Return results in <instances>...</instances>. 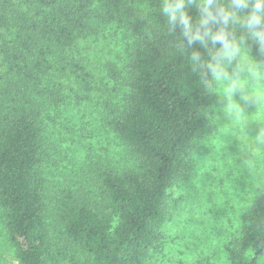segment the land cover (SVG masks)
Segmentation results:
<instances>
[{"label": "trees", "instance_id": "1", "mask_svg": "<svg viewBox=\"0 0 264 264\" xmlns=\"http://www.w3.org/2000/svg\"><path fill=\"white\" fill-rule=\"evenodd\" d=\"M92 3L0 0V55L9 75L0 84V205L19 264H86L76 250L88 255V264H157L168 191L188 178L197 141L216 130V74L206 79L202 68L214 67L211 57L222 45H189L160 13L134 30L128 92L109 121L133 166L99 168L91 187H50L55 150L47 99L59 96L63 77H89L72 51L89 30ZM186 10L194 23L197 11ZM211 27L225 30L229 41L246 35L222 21ZM246 46L264 66V49L251 41ZM230 261L264 264V188L232 243Z\"/></svg>", "mask_w": 264, "mask_h": 264}, {"label": "rangeland", "instance_id": "2", "mask_svg": "<svg viewBox=\"0 0 264 264\" xmlns=\"http://www.w3.org/2000/svg\"><path fill=\"white\" fill-rule=\"evenodd\" d=\"M162 4L163 0H93L90 5L89 30L72 51L89 77H63L56 85L59 96L47 99L55 150L48 169L53 190L91 187L99 168L133 166L134 158L109 121L128 92L135 31L156 21ZM239 59L235 72L233 61L221 74L231 76L241 94L232 95L229 81L216 78L211 108L215 133L197 141L188 178L168 191V221L157 264H231L232 243L264 188V79L249 49L241 46ZM245 63L251 71L236 79ZM8 78L0 55V84L5 86ZM75 254L88 264L86 253ZM0 264H19L1 205Z\"/></svg>", "mask_w": 264, "mask_h": 264}, {"label": "clouds", "instance_id": "3", "mask_svg": "<svg viewBox=\"0 0 264 264\" xmlns=\"http://www.w3.org/2000/svg\"><path fill=\"white\" fill-rule=\"evenodd\" d=\"M195 8L197 19L193 23L186 9ZM161 14L167 17V22L172 32L180 29V37L186 39L189 45L199 42L202 46L206 43L221 44V49L211 57L214 67L203 66L202 75L207 79L208 73L216 74L217 79L229 81L228 90L232 95L241 92L236 83L231 82L232 77L221 74L224 65L232 67L235 72L240 64L241 46L248 51L247 42H253L261 52L264 49V0H163ZM222 21L224 25H239L245 32V37L237 40L234 36L231 41L227 38L225 30L213 32L211 25ZM203 30V31H202ZM194 61L199 62L201 57L198 53L192 56ZM251 71L250 66L245 63L236 79L242 78ZM261 78L264 79V66L260 69ZM253 103L252 101H245ZM259 138V134L257 135Z\"/></svg>", "mask_w": 264, "mask_h": 264}]
</instances>
